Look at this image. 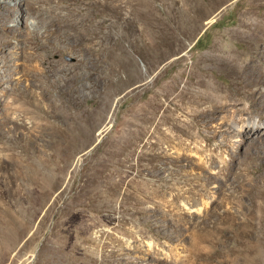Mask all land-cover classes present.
I'll return each instance as SVG.
<instances>
[{
    "label": "rangeland",
    "instance_id": "obj_1",
    "mask_svg": "<svg viewBox=\"0 0 264 264\" xmlns=\"http://www.w3.org/2000/svg\"><path fill=\"white\" fill-rule=\"evenodd\" d=\"M0 5V264H254L264 175L244 160L264 156V140L225 149L235 123L175 98L204 74L200 58L257 42L249 0ZM3 26L22 34L8 45ZM211 66L213 82L235 83Z\"/></svg>",
    "mask_w": 264,
    "mask_h": 264
},
{
    "label": "bare ground",
    "instance_id": "obj_2",
    "mask_svg": "<svg viewBox=\"0 0 264 264\" xmlns=\"http://www.w3.org/2000/svg\"><path fill=\"white\" fill-rule=\"evenodd\" d=\"M15 1L17 3L23 2V0ZM26 1L33 4L36 2V0ZM183 1L185 3L187 2V0ZM228 1L229 0H206V3L209 12H213ZM263 2L264 0H249L248 8L244 11L243 15L245 18L243 25L249 26L250 30L260 32V38L255 40L257 42L252 43L248 50H245L240 54L231 50L226 53L215 52L208 55L209 57L205 56L202 59L200 58V60L197 61L196 66L198 67L200 63L207 61V65L205 67L202 66L203 71L201 70L205 75L203 74L196 79L186 82V84L181 87L175 95L178 107L183 110L189 109V106H194V104L198 105V108L200 106L202 107V105L209 104L210 106L205 108V112L214 110V112L219 113V111H222L221 113L225 114V123H229V121L235 123L234 126L232 125L224 130V139L221 143L222 145H220L225 147V149H229L232 143V138L235 136H241L238 142L235 141L238 148L242 145L250 147L256 141H261L263 143L264 140V122L260 123L255 119V116H258L261 118V121L264 120V86L257 89L249 88V86L253 84L263 83L264 85V75H256L254 72L247 73L252 69H261L264 65V15L260 16L257 13V8L260 7ZM2 9L3 8L0 5V10ZM28 10L31 9L28 8ZM2 29V39L8 45L14 38L22 34L18 28L3 26ZM30 34L32 38L36 40V36L33 35L32 30H30ZM182 46L183 43L180 42L179 47ZM215 60H218L219 65H223L226 70L236 75L237 78L234 84H230L227 88H223L219 84L213 82L212 79L206 75L208 70L213 69L211 65ZM175 98L173 100H175ZM198 135L203 139L206 138V132H204L203 129L199 130ZM217 136L218 133L216 131L213 135H209V139L206 140L212 142ZM238 159L239 156L231 152L230 159L224 161V165L221 166V171L228 176L230 174V167L236 165ZM244 161L248 164L245 171L246 173H255L254 176L257 179L261 177L263 178L264 166L260 167L258 165L257 171V166H254L255 162H261L264 164L263 155L259 154L258 156L248 157ZM248 179L252 184L254 183L256 185V183H259V181L253 177H248ZM258 251L259 256L257 255L254 258V264H264V243H260V250Z\"/></svg>",
    "mask_w": 264,
    "mask_h": 264
},
{
    "label": "trees",
    "instance_id": "obj_3",
    "mask_svg": "<svg viewBox=\"0 0 264 264\" xmlns=\"http://www.w3.org/2000/svg\"><path fill=\"white\" fill-rule=\"evenodd\" d=\"M201 39L198 40V43H200Z\"/></svg>",
    "mask_w": 264,
    "mask_h": 264
}]
</instances>
